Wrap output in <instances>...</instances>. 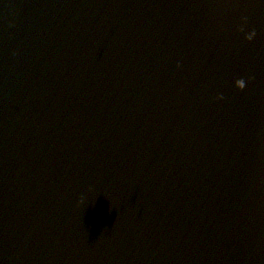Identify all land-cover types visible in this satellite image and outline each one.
<instances>
[{
	"label": "water",
	"instance_id": "1",
	"mask_svg": "<svg viewBox=\"0 0 264 264\" xmlns=\"http://www.w3.org/2000/svg\"><path fill=\"white\" fill-rule=\"evenodd\" d=\"M134 264H264V0H162Z\"/></svg>",
	"mask_w": 264,
	"mask_h": 264
},
{
	"label": "clouds",
	"instance_id": "2",
	"mask_svg": "<svg viewBox=\"0 0 264 264\" xmlns=\"http://www.w3.org/2000/svg\"><path fill=\"white\" fill-rule=\"evenodd\" d=\"M255 33H252L251 35H254ZM251 35L248 37L249 39H251ZM246 82L244 79H241L240 81H237L236 86L238 88H240L241 90H243L245 88ZM217 99H222V97H218Z\"/></svg>",
	"mask_w": 264,
	"mask_h": 264
}]
</instances>
